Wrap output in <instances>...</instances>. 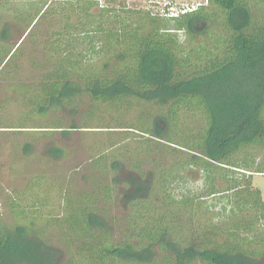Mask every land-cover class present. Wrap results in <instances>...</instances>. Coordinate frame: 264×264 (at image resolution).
I'll return each mask as SVG.
<instances>
[{
    "label": "trees",
    "instance_id": "obj_1",
    "mask_svg": "<svg viewBox=\"0 0 264 264\" xmlns=\"http://www.w3.org/2000/svg\"><path fill=\"white\" fill-rule=\"evenodd\" d=\"M39 1L26 24L15 17L27 30L44 18L53 23L57 0ZM122 4L102 7L101 22L91 28L102 47L81 45L90 37L76 40L87 31L65 25L56 42L43 46V62L33 65L45 68L38 83L23 86L22 102L30 109L22 125L30 126L17 132L54 137L61 122L39 128L29 123L31 115L66 107L75 114L79 98L86 97L93 110L82 128L105 134L106 145L91 154L89 188L61 193L60 214L40 213L49 197L36 211L11 204L20 223L0 228V264L7 248L12 264H56L55 242L67 254L66 264H264V198L253 182L255 173L264 175V0H208L177 18ZM89 9H83L85 20ZM8 44L7 31L0 30V69L14 51ZM18 74L16 68L8 78ZM99 106L113 110V120L96 117ZM137 108L136 119H129ZM131 132L143 136L135 155L155 163L149 172L141 161L129 163ZM164 146L176 157L166 168L160 164ZM64 151L56 144L49 158L59 160ZM130 166L134 171L118 193L117 176ZM186 167L206 174L202 193L174 194L172 184L184 178ZM218 196L228 200L220 206L222 217L206 203Z\"/></svg>",
    "mask_w": 264,
    "mask_h": 264
},
{
    "label": "rangeland",
    "instance_id": "obj_2",
    "mask_svg": "<svg viewBox=\"0 0 264 264\" xmlns=\"http://www.w3.org/2000/svg\"><path fill=\"white\" fill-rule=\"evenodd\" d=\"M6 1L7 0H4V7H0V18L2 21L0 30L7 31L8 45H14V51L0 69V228L3 226L6 228L17 225V215H14L11 211V204H15L16 201L19 203L20 207L36 211L40 209L39 205L45 202L43 198L49 197L46 201L47 206H45L47 208L41 209L42 212L40 211V213L50 212L52 214H60L61 208L58 207L57 204L61 206V193L64 194L65 189L68 188L73 192L89 188V183H85V181L91 167V154H93L96 149H102L106 145V136L104 132L108 130L102 132L104 135H101L98 132H93L95 130H84L82 128L85 124L84 120L88 116L87 113H89L87 111L93 110L92 101L86 97L79 98V109L76 110L77 112L75 114L71 111L72 108L66 107L65 109L56 111V113L51 111L48 116L31 115L32 122L30 121L29 123L39 128H46L53 121L61 122L63 129H57V133L54 137L46 136L43 138L40 133L17 132L19 131L17 129L18 126H30L22 125L25 123L24 121H26L23 115L26 112L28 113L30 108L22 102L20 93L24 92L23 86H27L28 88L34 87V85L38 83L41 74H43L42 72L45 68L41 69V67L33 66L35 62H43V46L52 45V43L58 40V37L55 35L57 33H63L61 29H63V27L65 28V25L73 24L77 26V31H87L82 37L78 36L80 40L76 41L82 42L83 38L90 37V40L86 39L85 43L81 45H96L98 50L103 45L101 42L102 40L99 38L101 35L100 33L92 35L91 28L93 29V26L101 22L99 14L102 7L120 8L123 5L122 3H125L127 8L143 9L150 11L152 15L161 16L172 6L178 10L183 5L198 7L208 4V0H114V3L112 0H99V5H96L97 0H83L81 4L77 3V1L80 0H57L54 6L56 12L53 15L52 25H48L44 18L39 26L36 25L38 22L37 20L31 29L27 30L28 28L24 25L17 23L15 17L18 18L19 22L26 24L32 16L31 13L39 5V0H30L25 3L20 0H9L7 4ZM88 7H90L89 14L91 17L89 20H85L82 18V13L83 9L86 11ZM66 8H69L68 11ZM69 11L75 12L77 16H66L69 14ZM42 29L41 35L39 31L41 32ZM67 32L68 30L66 34ZM179 33L182 41H184V33ZM72 45L79 44L72 43ZM4 54L5 50L0 52V58H2ZM103 54L105 55L106 53ZM88 57L91 58L92 56ZM92 59L90 61L91 64L98 61L97 57ZM16 68L19 69V74L17 78H12L10 80L8 76L15 72ZM17 87L19 88V92L17 91ZM143 107L151 113L157 110L155 107L149 108L147 105ZM100 108L101 110L97 112L96 117L99 116L102 119L113 120L115 116L113 110L103 106ZM138 112L137 108L130 114L128 113V118L131 119L133 117V119H136ZM73 125L78 126V128L72 130L69 135H63L62 131L71 130L70 128ZM25 131H31V129ZM33 131H42V129ZM130 135L133 141H129L127 144L130 143V145L135 148L129 153L130 155H127V158L131 159L129 163L132 164L133 162L138 163L141 161L143 163V169L149 172V170L154 167L155 163L144 154L139 156L135 155L138 151L136 148L139 147L137 143L143 139V136H141L142 134L131 132ZM116 138H119V136H116ZM56 144L63 147L65 150L64 157L59 160L49 158V149ZM156 145L157 143L155 146ZM171 154L170 150L165 146L163 150L160 151V158H162L160 164L163 168L170 167L173 164L172 161L176 157L171 156ZM155 156L156 154L154 153L151 158ZM132 170L133 167H131V170L125 167L119 172L117 176L120 179L118 193L124 192V181L130 178ZM183 172L182 175L184 178L172 184L174 194L182 195L185 191H193L196 195L202 193L206 188V174L189 167L184 168ZM42 176L43 180H38ZM33 180H38L37 183H39L30 188V184ZM40 181H43L44 184H40ZM253 182L255 187L261 189L264 198V175L255 173ZM218 183L219 187L224 186V183H222L220 179H218ZM51 184H54V189L50 190ZM37 185L41 187V190ZM115 196L113 213L118 215L116 203L118 195L116 194ZM227 202L228 200L224 198V196L206 199V203H208L207 206H212V211H215L216 214H220L218 217L224 216L221 213L224 207L220 206ZM100 207H104V204L101 203ZM121 212L124 215L127 211L121 210ZM212 214L213 213H209L208 215L213 217ZM56 244L57 242H55V250L58 251L59 254L56 264H66L68 256L64 251L58 249ZM12 252L10 248L2 252L1 255L3 260L1 264L13 263L12 260L14 257L11 254Z\"/></svg>",
    "mask_w": 264,
    "mask_h": 264
},
{
    "label": "built area",
    "instance_id": "obj_3",
    "mask_svg": "<svg viewBox=\"0 0 264 264\" xmlns=\"http://www.w3.org/2000/svg\"><path fill=\"white\" fill-rule=\"evenodd\" d=\"M201 6H203V5H200L198 7H195V6L189 7L188 5H183L178 10H176L172 6V7L168 8V11H165L161 16H163L165 18H177L178 16H180L182 14H187V13L197 11Z\"/></svg>",
    "mask_w": 264,
    "mask_h": 264
}]
</instances>
